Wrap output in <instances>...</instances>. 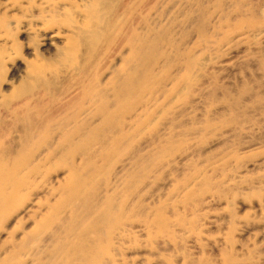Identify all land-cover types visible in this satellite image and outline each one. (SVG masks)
Segmentation results:
<instances>
[{
  "label": "rangeland",
  "instance_id": "1",
  "mask_svg": "<svg viewBox=\"0 0 264 264\" xmlns=\"http://www.w3.org/2000/svg\"><path fill=\"white\" fill-rule=\"evenodd\" d=\"M92 1L0 0V116L5 123L0 134L4 143L17 139L19 131H7L11 118L2 106L3 98L32 64L58 68L54 87L65 92L61 103L71 105L78 96L79 105L91 106L92 86L67 85L66 76L72 72L56 63L67 36L74 35L72 26L74 31L82 27L78 33L84 39L87 31L83 28L97 26L87 10ZM187 12L194 23L204 13L202 32L194 23L187 25ZM150 13L148 22L173 23L171 34L177 47L187 49L188 57L198 65L177 71L187 74L190 82L180 84L172 97L163 95L167 86H154L138 100L139 110L119 116L123 130L129 133L137 124V112L143 116L147 109L151 112L141 132L135 130L128 137V152L113 153L111 160L100 163L107 176L100 181V194L106 187L115 190L118 183L116 201L132 207L121 214L113 235L100 241L101 245L109 243L105 258L115 252L110 264H264V0H157ZM137 16L130 17L128 24L138 27ZM184 30L187 35L181 40ZM119 43L123 42L118 41L112 52L94 63L104 71L103 79L109 76L110 66L120 63ZM164 49L175 52L172 45ZM159 70L154 68V72ZM154 146L160 150L155 156L162 161L149 169L129 165L134 152L150 155ZM136 168L139 173L125 189L120 176ZM62 173L60 169L50 175ZM44 185L38 191H48ZM46 197L31 196L26 205L40 212L51 203ZM26 205L2 222L0 258L9 248L2 241ZM153 207H160L157 212L164 215L167 225L148 224ZM28 213L21 220L27 228L33 225L32 211ZM49 231L42 229L40 236ZM118 236L125 240L117 241ZM20 257L25 264L37 263L30 255Z\"/></svg>",
  "mask_w": 264,
  "mask_h": 264
},
{
  "label": "bare ground",
  "instance_id": "2",
  "mask_svg": "<svg viewBox=\"0 0 264 264\" xmlns=\"http://www.w3.org/2000/svg\"><path fill=\"white\" fill-rule=\"evenodd\" d=\"M156 3L157 0H93L87 10L97 26L91 30L83 28L87 31L86 39L78 33L82 27L76 26L74 31L75 26H72L71 32L75 36H67V44L58 52L56 64L67 66L72 72L66 76L67 85L92 86L88 93L90 107L86 104L85 109V104L79 105L78 96L73 97L71 105L61 103L65 92L54 87L58 68H50L48 64L30 65L16 87L3 98L2 106L11 118L7 131L11 133L17 128L19 136L4 143L0 134V227L12 212L16 213L26 205L31 196L39 200L47 196L46 200L51 203L40 212L26 205L23 216L17 215L16 226L7 231L8 235L2 241L9 243L10 249H6V256L0 258V264H25L20 256L26 254L35 259L36 264H110L111 257L118 254L114 252L106 259L109 243H99L113 235L121 224V214L132 207L116 201L118 183L115 190L109 191L106 187L100 194V181L107 178L100 163L111 160L113 153L128 152L126 148L131 143L128 137L135 130L136 134L141 132L142 123L150 119L151 112L147 109L144 116L142 111L137 112V124L129 133L127 128L123 130L124 123L120 122L119 116L139 110L138 100L154 86L159 89L167 86L163 95L172 97L180 84L187 86L190 82L187 74H177V71L198 65L188 57L187 49L177 47L171 34L173 23L160 26L156 20L148 22ZM132 16H137L138 27L128 24ZM188 16L189 12L185 13V21ZM196 18L195 23L188 20L187 25L194 23L202 32L204 13H199ZM185 30L180 33L181 40L187 35ZM118 41L123 42L117 47L122 53L120 63L110 66L109 76L103 79L104 71H99V65L94 63L97 58L112 52ZM166 45L175 47V52H167ZM154 68L161 71L154 72ZM51 70L52 76H48ZM179 97L185 99L184 95ZM12 101H15L14 105ZM68 108L70 110H66ZM4 125V118L0 116V131ZM155 150L156 146L150 155L132 152L129 165L151 168L162 161L155 156L160 150ZM163 151L166 152V148ZM60 169L62 175H50ZM30 173L33 175L29 176ZM137 173L136 168L120 176L125 189ZM44 184L49 186L48 191H38L44 189ZM159 208L153 207L149 225L168 224L164 215L157 212ZM63 210L66 212L61 215ZM29 211H32L33 225L27 228L21 220L24 216L29 217ZM44 228L50 231L41 237L40 231ZM19 229H22L21 234H17ZM116 239L125 240L120 236Z\"/></svg>",
  "mask_w": 264,
  "mask_h": 264
}]
</instances>
